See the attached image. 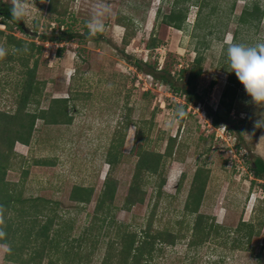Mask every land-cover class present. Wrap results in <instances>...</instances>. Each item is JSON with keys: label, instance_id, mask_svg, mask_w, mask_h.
<instances>
[{"label": "rangeland", "instance_id": "374dc122", "mask_svg": "<svg viewBox=\"0 0 264 264\" xmlns=\"http://www.w3.org/2000/svg\"><path fill=\"white\" fill-rule=\"evenodd\" d=\"M1 1L19 5L28 33L8 30L0 15V29L5 31L0 35V49L9 55L16 52L30 67L37 60L35 75L41 89L36 97L39 106L35 102L30 107L46 108L51 99L73 97L70 100L72 123L47 124L38 119L31 144L16 142V151L25 154L31 162L26 180L27 195L58 201L61 210L76 217L74 235H78L94 220L96 202L109 172L117 183L112 205L115 220L128 223L138 231L156 206L154 195L159 188V176L145 172L140 187L145 192L144 201L133 206L124 205L140 152L145 149L158 151L164 154L163 173L167 180L163 193L157 195L159 208L154 228L178 233L184 229L186 223L182 221L188 219H182L183 207L197 167L208 171L207 190L200 211L224 228L219 236L211 232L212 238L192 247L186 239L179 240L175 246L162 245L160 252H153V264H213L212 259L219 256H223L224 261L218 264H259L264 260V224L261 234L244 247L229 249V244L224 243L227 234L234 235L241 220L253 221L256 229L259 227L262 213L255 208L264 197V176L262 179L255 177L251 166L258 156L264 159V105L255 104L240 84L231 112L239 127L236 132L228 127L224 132L218 131L206 112V105L214 110L220 108V99L230 86V73L225 69L227 47L264 42V16L256 27L238 21L244 5L252 0L179 3V6L189 7L184 30L156 19L158 9L161 13L169 12L175 0H53L52 6L50 0ZM259 2L264 7V0ZM121 11L133 15L135 27L129 25L126 30L115 23ZM59 12L62 15H58ZM93 21L98 24L95 32L91 27ZM36 22L37 35L53 31L58 35L66 30L77 36L61 42L43 40L32 35ZM133 31L136 33L132 34ZM8 33L27 42L34 41L42 46V51H34V56L17 52L14 46L6 45ZM152 36L157 39L158 46L148 48ZM195 49L205 57L204 71L197 81V93L202 95L203 102L188 101L181 91L174 92L168 84L146 73L153 67L168 69L177 85L183 86L188 72L182 77L180 73L182 69H189ZM125 54L134 62H141L146 72L128 62ZM24 59L0 60L2 110L16 108L27 68ZM231 94L229 91L225 98L229 99ZM123 121L131 125L128 130L124 128L126 137L122 145H118L119 133L115 131ZM138 128L143 134L139 137L141 143L136 145ZM218 132H222L223 137L218 136ZM171 137L176 143L174 154L168 156L165 153ZM113 142L116 144L114 152L121 154L117 165L110 169L106 155ZM38 159H47L48 163L34 164ZM17 160L7 172L8 180L21 178L20 159ZM183 172H186L185 177L177 187ZM75 185L94 188L92 200L86 206L71 200L70 193ZM111 235L114 232L105 233L108 238H112ZM7 247L8 244H0V264H12L4 258ZM103 255L104 247L95 250L89 264H101Z\"/></svg>", "mask_w": 264, "mask_h": 264}, {"label": "trees", "instance_id": "16d2710c", "mask_svg": "<svg viewBox=\"0 0 264 264\" xmlns=\"http://www.w3.org/2000/svg\"><path fill=\"white\" fill-rule=\"evenodd\" d=\"M175 1V5L167 13H161V10L158 9L156 19L157 22L161 20L162 23L168 26L184 30L189 7L179 6V3L183 4L182 2L190 0ZM50 3L52 6L53 0H50ZM233 7L234 4L232 5ZM132 8L136 7L133 6ZM52 11L55 12V9L52 8ZM0 15L8 30L17 29L23 33H28L27 27L24 25L23 15L19 13V5L1 1ZM58 15H62V12H59ZM263 16L264 7L259 0H252L244 5L238 16V21L244 25L256 27L260 24ZM117 19L115 23L124 26L126 30L129 25L135 27L136 22L133 15L121 11ZM35 27L32 35L41 37L43 40L61 42L64 39H73L77 36L73 32H67L66 30H63L58 35H55L54 31L51 33L42 32L37 35L38 22L35 23ZM134 33L136 31L132 32V34ZM1 34H5L3 29H0ZM6 37V45L14 46L17 52L29 53L34 56L35 52L40 53L42 51L41 45H37L34 41L27 42L17 37L14 33H8ZM123 38L125 39V35ZM157 43V39L152 36L147 43V47L155 48L158 46ZM195 51L196 55L189 69L181 70V77L188 72L183 86L177 85L174 75L168 69L153 67L151 71L146 72L141 62H134L126 54L124 58L134 64L136 68L144 70V72L151 75L153 74L154 78L168 84L174 92L181 91L180 94L186 96L188 101L195 99L197 102H203L202 95L197 93V81L203 74L205 57L200 50L195 49ZM0 57L1 61H5L6 58L24 59V57H17L16 52H12L9 55L6 51H3ZM23 61L27 68L22 78V92L17 95L16 108L10 110L0 109V231L4 233L0 237V244H8L4 255L6 262H11L12 264H89L94 251L104 247L101 264H153V252L155 250L160 252L161 246L164 244L175 246L179 240L186 239L188 240V246L192 247L212 238L211 232L215 236H219L224 227L219 225L220 223H216L213 217L209 218V215L200 211L206 195L208 179V171L201 167H197L194 171L183 207L182 219H188L182 221L186 223L184 229H181L180 233H178L166 228L158 229L156 226L154 228L153 222L155 217H157L159 208L157 195L163 193L162 188L167 180L163 173L164 154L158 151L153 152L145 149L140 152L136 163V171L133 174L130 185V192L124 205L126 207L133 206L144 201L145 192L140 187L143 178L146 177L145 172L153 176H159V188L156 190V196L154 195L156 206L153 207L147 223L141 225V229L138 231L132 229L128 223L115 220V212L112 209V205L115 199L117 183L109 172L104 181V188L101 190L96 202L94 220L85 225L78 235H74L76 217L74 215L68 216V211L61 210L58 201L41 195H27L26 180L30 173L29 165L31 162L24 157L26 156L25 154L16 151V142L26 145L31 144L38 119L44 120L47 124H70L74 118L70 108V100L73 97L54 98L51 99L48 107H38L39 102L36 97L40 94L41 89L35 75L37 60H34L32 67L25 62V59ZM229 85L235 87L228 86V90L224 91L219 103L220 108L214 110L206 105V112L214 126L218 127L224 124L232 132H236L239 127L232 119L231 112L234 107V95L237 93L240 82L234 73L229 75ZM229 91L232 94L229 99H226L225 95H228ZM35 102L38 103V106L32 109L30 106ZM130 125L131 123L127 122L126 124L123 121L117 127L115 134L119 133L118 139L120 140L118 145H122L126 137L124 128L128 130ZM142 134L143 132L138 128L136 145L141 143L139 137ZM241 138L240 134L239 139ZM175 143L176 139L171 137L167 144L166 155L171 156V154H174ZM115 145L113 142L106 155V162L109 163L110 169H113L120 160L119 154L121 153L114 152ZM17 159H20L21 178L18 181L8 180L7 172L13 165L18 163ZM46 160L38 159L34 161V164L46 165L48 163ZM22 162L24 165H22ZM251 171L255 177L263 178V157L258 156L253 161ZM185 173L181 174L177 187L181 184ZM93 194V187L75 185L71 190L70 198L77 205L86 206L91 202ZM167 196L172 197V195ZM255 209H260L262 213L258 229H256L253 221L246 222L241 220L239 226L233 232L234 235L227 234L228 239L224 243L229 244V249L244 247L252 241L254 236L261 234V228L264 224V197L259 200ZM241 229H244V231ZM110 232H114V235H111L112 238L105 236V233L108 234ZM212 261L213 264L222 263L224 257L219 256L218 259H212ZM259 264H264V260H261Z\"/></svg>", "mask_w": 264, "mask_h": 264}, {"label": "clouds", "instance_id": "9594fccd", "mask_svg": "<svg viewBox=\"0 0 264 264\" xmlns=\"http://www.w3.org/2000/svg\"><path fill=\"white\" fill-rule=\"evenodd\" d=\"M91 27L95 32L98 24L93 21ZM0 54H3L2 49ZM226 60L225 69L235 74L252 101L264 105V42L254 45L231 44L226 49ZM3 235L0 231V237Z\"/></svg>", "mask_w": 264, "mask_h": 264}, {"label": "built area", "instance_id": "2783aa9c", "mask_svg": "<svg viewBox=\"0 0 264 264\" xmlns=\"http://www.w3.org/2000/svg\"><path fill=\"white\" fill-rule=\"evenodd\" d=\"M217 129H218V131L222 130L224 132L225 130H227V126L222 124V125L218 126ZM220 133H222V132H220ZM220 133L218 132V136L223 137L222 134H220Z\"/></svg>", "mask_w": 264, "mask_h": 264}]
</instances>
